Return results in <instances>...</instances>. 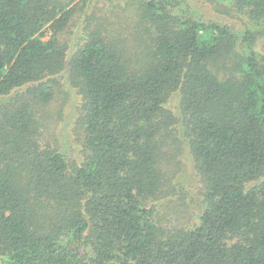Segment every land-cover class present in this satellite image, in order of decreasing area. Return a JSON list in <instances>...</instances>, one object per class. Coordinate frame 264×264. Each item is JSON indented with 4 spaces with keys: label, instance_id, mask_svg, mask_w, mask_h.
Wrapping results in <instances>:
<instances>
[{
    "label": "trees",
    "instance_id": "1",
    "mask_svg": "<svg viewBox=\"0 0 264 264\" xmlns=\"http://www.w3.org/2000/svg\"><path fill=\"white\" fill-rule=\"evenodd\" d=\"M71 1L0 0V264H264V0H211L235 23L131 0L138 49L60 42ZM59 75L77 158L39 140ZM171 138L200 184L188 226L158 206L183 181Z\"/></svg>",
    "mask_w": 264,
    "mask_h": 264
},
{
    "label": "rangeland",
    "instance_id": "2",
    "mask_svg": "<svg viewBox=\"0 0 264 264\" xmlns=\"http://www.w3.org/2000/svg\"><path fill=\"white\" fill-rule=\"evenodd\" d=\"M68 1V0H67ZM190 4L200 7V12L207 17L222 18L230 23H235L236 18L220 14L212 7L211 0H189ZM223 0H216L219 2ZM69 6L74 7V14L67 25L56 34L60 42L74 47L88 39L90 34L101 35L113 43L124 42V46H136L137 34L140 30L135 29V7L131 0H72ZM52 36V30L47 29L42 36L46 40ZM60 87L54 90V98L49 107L48 122L41 126L40 142L43 145L55 144L62 146L72 157L79 156L81 135L75 131L74 119L69 118L70 112H75L76 93L64 75L57 76ZM175 110L176 99L172 97L167 104ZM60 109V110H59ZM59 110L61 113L57 112ZM58 139V141L56 140ZM168 167L170 172L178 169L177 176H182L183 181L174 183L175 193L168 197L169 207L158 205L161 212H167L162 223L166 226H188L196 222L199 211L198 189L199 183L192 170V160L188 146L181 138L170 139ZM192 180V181H191ZM168 201H165V205Z\"/></svg>",
    "mask_w": 264,
    "mask_h": 264
}]
</instances>
